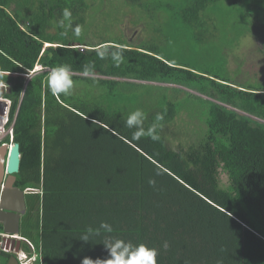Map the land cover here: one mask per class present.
I'll use <instances>...</instances> for the list:
<instances>
[{"label":"trees","instance_id":"obj_1","mask_svg":"<svg viewBox=\"0 0 264 264\" xmlns=\"http://www.w3.org/2000/svg\"><path fill=\"white\" fill-rule=\"evenodd\" d=\"M94 1L0 0V70L18 74L3 77L10 92L0 95L11 102L6 128L17 112L13 142L20 163L14 187H43L42 197L26 194L20 224L21 236L39 254L37 264L107 260L106 245L117 241L157 249V264H264V85L223 75L227 51L219 45L207 51L216 61L200 71L162 57L156 45L139 48L121 37L89 43L87 24L104 0ZM156 3L155 14L165 19L172 0ZM65 8L72 12L71 28L59 27ZM175 9L174 22L196 47L193 29L209 20L203 12L219 13L232 26H250L249 16H264V0H179ZM76 25L82 26L79 37L73 35ZM100 45L109 46L108 58L97 56ZM117 47L124 56L119 67L110 55ZM36 65L43 71L23 76ZM86 65L95 66L94 77L82 75ZM62 66L70 68L74 88L68 96H54L48 77ZM161 82L217 102L199 98L207 103L204 130L186 147L167 144L165 127L179 106L156 84ZM135 98L153 105L142 107ZM136 109L147 115L146 130L156 124L158 140L132 139L136 129L125 121ZM40 203L41 215L34 213ZM0 252L6 258L0 264H18Z\"/></svg>","mask_w":264,"mask_h":264},{"label":"rangeland","instance_id":"obj_2","mask_svg":"<svg viewBox=\"0 0 264 264\" xmlns=\"http://www.w3.org/2000/svg\"><path fill=\"white\" fill-rule=\"evenodd\" d=\"M178 1L172 0V5L164 9L166 13H164L165 19H163L162 13L155 14L158 9L157 0H142L140 5L126 4L123 0H104L94 13L92 20L87 24L85 30L87 42L94 43L97 41L96 39L109 38L113 40L121 37L126 41H131L132 45L139 48L156 45L161 48L162 57L200 71L205 70L210 63L216 61L213 55L207 54V51L213 50L214 45H219L222 52L227 51L223 64L226 70L225 75L229 76L232 82L238 80L239 83H249L253 86L264 85V46L261 42L264 35V16H249L251 18L250 26L245 24L232 26L227 22V18L220 16L219 13L203 12V15L208 14L209 20H207L205 28L193 29L199 39L198 45L194 47L189 36L178 29L173 20ZM94 2H98V0ZM94 2H92L93 5ZM168 10H170V14L167 13ZM90 14L92 17L93 9ZM251 26L254 29H251ZM49 32L53 33L54 30ZM145 89L148 87L146 86ZM190 91L193 93L184 89L173 95L166 93L179 106L174 120L165 127L169 129L165 132V136L170 147H186L190 142L196 141L197 136L199 137L204 130L207 103L199 99L200 97L196 96L199 94H195V91L192 89ZM161 93L162 90L158 89L157 94ZM202 96L214 101L205 95ZM131 98H134V95ZM135 100L142 107L153 105L152 101H146V99L144 105L143 98H135ZM2 108L3 104L0 103V114H2ZM150 109L153 110L155 107ZM220 180L222 185H227L224 175L221 174ZM10 246L11 250L13 245ZM1 254L3 255V253L0 252V263L4 262V259L6 260L1 257ZM13 257L16 259L15 255Z\"/></svg>","mask_w":264,"mask_h":264},{"label":"clouds","instance_id":"obj_3","mask_svg":"<svg viewBox=\"0 0 264 264\" xmlns=\"http://www.w3.org/2000/svg\"><path fill=\"white\" fill-rule=\"evenodd\" d=\"M71 20H72V12L70 11V9L65 8L63 10V19H61L59 22V27L71 28L72 27ZM65 21L68 22L67 25L65 24ZM72 31H73L74 36L79 37L82 34V26L76 25L74 28H72ZM62 34H66V33H62ZM70 46H73L74 48L79 47V45H74V44ZM95 51H96L97 56L100 59H106L109 57V46L108 45H100L95 49ZM110 55H111V60L114 62V66L119 67L120 64L123 63L124 61L123 50L120 49L119 47H117L116 50L111 51ZM223 62L224 61H222L221 64L224 66ZM94 67H95L94 65H86L84 67L82 75L84 77H94L95 76ZM177 67L182 68L181 66H177ZM35 68H37V70H35ZM40 71H43V68L40 65H36L34 69L29 72V74H24L23 76H25L26 78H29V76H32L36 72H40ZM50 71L52 72L50 73L48 77V89L51 91V93L54 96H60L61 94H63L64 96L70 95L74 88V81L72 79V73H71L70 68L67 66H62V67L57 68L54 71L53 70H50ZM9 74H15V73H8L5 70H0V86H3L4 84L3 77ZM222 74L225 75V72H223ZM17 75L18 74H15L12 77H15ZM211 75L213 76V74ZM208 77L211 78L212 80L220 82L221 84H229L228 81H223L218 78L216 79L211 76H208ZM223 79H226V78H223ZM128 81L137 82V83H146L145 81H137V80H132V79ZM156 84L161 86L164 90H166V93H170V95L176 94L178 93V91H182L183 89L189 93L191 92L190 91L191 88L187 86H183V85L181 86V85L169 84V83H164V82L156 83ZM160 84H164V85H160ZM195 94H199V95H196L197 97L204 98L202 96L203 94H200L197 91H195ZM204 99H207V98H204ZM0 101H3L2 104L6 103V107L7 105H9V110H10L11 102L9 99L2 97L0 98ZM173 101L175 102V100ZM16 113H15V117H16ZM8 117H9V113L4 123H2V121H3V118L5 119V116L3 115L1 119L2 125H1L0 130L2 131V134L0 133V146L2 144L10 145L13 143V124L15 121V117L11 125L8 127V129H6ZM163 118L164 117L162 114H157L156 116L157 121H162ZM146 119H147V115L141 109H136L135 111L131 112L128 115L125 121V126L129 129H132V128L136 129L132 134L133 140L139 141L141 137H144V136H149L153 140L159 139V136L156 135V127H157L156 124H153L147 130L144 128V122ZM4 129L6 130L4 132L5 134L3 133ZM6 139H8V142H6ZM155 183H156L155 180H149L150 185L155 186ZM1 233H4V232L2 231ZM17 236H19L20 239L11 238L14 240H20L18 250H16V245L14 244V248L16 252L19 250H24V248L22 247L24 245V242H23L24 237L20 236L19 234ZM82 239L87 240V237L86 236L82 237ZM167 246H168L167 242H165L164 247L166 248ZM106 247L109 250L110 258H108L107 260L97 259L95 261H93L90 258H84L82 261V264H157V256H158L157 249L150 248L144 244H140L136 246L135 248H133L130 245L125 244L123 241H117L113 245H110V246L106 245ZM27 257H29V254L27 255Z\"/></svg>","mask_w":264,"mask_h":264},{"label":"water","instance_id":"obj_4","mask_svg":"<svg viewBox=\"0 0 264 264\" xmlns=\"http://www.w3.org/2000/svg\"><path fill=\"white\" fill-rule=\"evenodd\" d=\"M9 75L14 76L15 74ZM5 91L9 93L10 88L6 87ZM0 92L4 93L2 87H0ZM5 107L6 104H3V110ZM3 115L4 112L2 111L1 119ZM19 163V145L14 142L10 145L2 144L0 146V226L4 233L10 235L20 233L21 219L27 209L25 196L35 191L33 189L22 191L14 187L15 175L19 171ZM11 242L16 245V250H18L20 240L11 239Z\"/></svg>","mask_w":264,"mask_h":264},{"label":"built area","instance_id":"obj_5","mask_svg":"<svg viewBox=\"0 0 264 264\" xmlns=\"http://www.w3.org/2000/svg\"><path fill=\"white\" fill-rule=\"evenodd\" d=\"M3 112L6 120L9 113V105L4 108ZM11 238L20 239L17 235H10L0 232V251L13 253L19 264H36L37 259L39 258V254L35 252L33 244L28 239L23 238L24 245H26L27 247L26 249L24 248V250H19L16 252L14 244L11 243ZM11 244L13 245V247L10 250ZM28 254L29 257H27Z\"/></svg>","mask_w":264,"mask_h":264},{"label":"crops","instance_id":"obj_6","mask_svg":"<svg viewBox=\"0 0 264 264\" xmlns=\"http://www.w3.org/2000/svg\"><path fill=\"white\" fill-rule=\"evenodd\" d=\"M33 190H35V189H33ZM43 187H40V189H36L35 191H34V193L32 192L31 194H39L40 195V197H42V195H43ZM42 201V198H40V202ZM40 208H39V211H34V213L35 212H38L40 215H41V207H42V203H40ZM19 235L21 236V233H19ZM40 237V240H41V236H39ZM22 245V244H21ZM11 262H9V260H8V262L6 263V264H15L12 260H10ZM3 262V261H2Z\"/></svg>","mask_w":264,"mask_h":264},{"label":"flooded vegetation","instance_id":"obj_7","mask_svg":"<svg viewBox=\"0 0 264 264\" xmlns=\"http://www.w3.org/2000/svg\"><path fill=\"white\" fill-rule=\"evenodd\" d=\"M0 87H2V88H4V92H6L5 90H6V87H9L10 88V86H7L5 83L3 84V86H0ZM4 94V93H3ZM0 95H2V93L0 92Z\"/></svg>","mask_w":264,"mask_h":264},{"label":"bare ground","instance_id":"obj_8","mask_svg":"<svg viewBox=\"0 0 264 264\" xmlns=\"http://www.w3.org/2000/svg\"><path fill=\"white\" fill-rule=\"evenodd\" d=\"M1 120V119H0ZM1 125V124H0ZM5 131H3V133H4ZM1 134H2V132H1ZM5 134V133H4ZM3 136V135H2Z\"/></svg>","mask_w":264,"mask_h":264}]
</instances>
